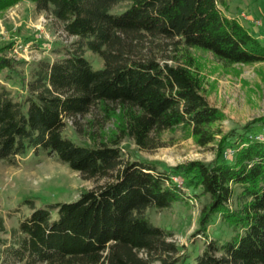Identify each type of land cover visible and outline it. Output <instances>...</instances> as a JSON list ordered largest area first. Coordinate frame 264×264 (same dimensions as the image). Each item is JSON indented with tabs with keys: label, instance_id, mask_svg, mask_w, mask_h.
<instances>
[{
	"label": "trees",
	"instance_id": "trees-1",
	"mask_svg": "<svg viewBox=\"0 0 264 264\" xmlns=\"http://www.w3.org/2000/svg\"><path fill=\"white\" fill-rule=\"evenodd\" d=\"M22 0H0V12ZM76 39L65 56L41 61L18 101L0 87V162L9 165L31 153L55 156L84 179H106L78 200L36 208L19 221L9 238L0 236V264H264V137L252 132L225 135L217 125L226 115L208 102L200 66L191 50L211 53L226 65L264 61V42L229 17V0H32ZM129 7L120 14V3ZM176 40L186 50L174 64L134 59L132 44L146 37ZM90 51L104 67L95 70ZM16 63L0 56V74ZM100 108L116 130L97 144L79 145L64 137L65 120ZM186 129L199 146L218 142L212 162L191 161L172 170L131 161L121 144L133 139L142 150L161 147L163 133ZM218 137H221L220 140ZM95 142V138L91 136ZM234 156L227 160L225 151ZM187 187L208 197L200 224L220 215L234 231L224 243L208 242L190 259L173 241L172 230L154 225L147 211L185 201ZM239 189L238 204H230ZM0 221V233H5Z\"/></svg>",
	"mask_w": 264,
	"mask_h": 264
},
{
	"label": "rangeland",
	"instance_id": "rangeland-1",
	"mask_svg": "<svg viewBox=\"0 0 264 264\" xmlns=\"http://www.w3.org/2000/svg\"><path fill=\"white\" fill-rule=\"evenodd\" d=\"M129 5L128 2L120 3L112 13H123ZM228 5L229 10L222 8L223 14L237 18L264 42V0H229ZM75 41L65 32L60 21L49 12L38 11L32 0H22L0 12V56L16 63L15 70L0 74V87L4 86L16 100L22 101L28 95L27 84L32 80L36 65L44 60L55 62L62 59L64 49L70 48ZM190 53L199 63L205 97L211 106L226 115L225 120L217 125L225 135L233 130L242 133L248 123L264 117V61L226 65L209 52L191 50ZM131 54L137 60L152 58L174 64L183 59L186 50L177 39L147 36L132 44ZM85 56L95 70L104 67L100 56L90 51H86ZM116 126L117 118L108 120L96 107L89 114L66 119L63 135L79 145L98 144L101 138L112 134ZM251 129L258 137H264V128L260 124L252 125ZM121 148L126 159L154 165L160 171L197 160L209 163L218 155V142L199 146L182 127L163 133L161 147L157 149L142 150L130 138L124 139ZM174 178L173 182L182 188L185 201L176 202L168 209H150L147 216L154 225L172 230V240L181 247V253L193 259L204 252L208 242L224 243L234 231L220 215L214 216L203 229L200 218L208 197L201 195L200 188L187 187L183 178L177 177L178 181ZM106 182V179H84L79 172L48 154L31 153L18 158L14 165L0 162V221L6 230L0 236L9 238L19 221L32 213L26 201H32L36 208L74 202L82 191ZM235 190L236 195L230 202L233 208L237 207L240 193L239 189Z\"/></svg>",
	"mask_w": 264,
	"mask_h": 264
},
{
	"label": "built area",
	"instance_id": "built-area-1",
	"mask_svg": "<svg viewBox=\"0 0 264 264\" xmlns=\"http://www.w3.org/2000/svg\"><path fill=\"white\" fill-rule=\"evenodd\" d=\"M257 139L262 140L261 137H258ZM234 153H235V152H234L232 149H227V150L225 151V157H226V158H232V157L234 156ZM174 180L178 181V178L175 177Z\"/></svg>",
	"mask_w": 264,
	"mask_h": 264
}]
</instances>
